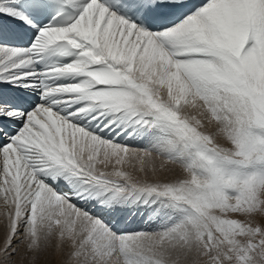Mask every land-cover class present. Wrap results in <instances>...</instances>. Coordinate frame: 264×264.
I'll return each instance as SVG.
<instances>
[{
	"label": "snow or ice",
	"instance_id": "snow-or-ice-1",
	"mask_svg": "<svg viewBox=\"0 0 264 264\" xmlns=\"http://www.w3.org/2000/svg\"><path fill=\"white\" fill-rule=\"evenodd\" d=\"M0 195V264H264V0H0Z\"/></svg>",
	"mask_w": 264,
	"mask_h": 264
},
{
	"label": "rangeland",
	"instance_id": "rangeland-1",
	"mask_svg": "<svg viewBox=\"0 0 264 264\" xmlns=\"http://www.w3.org/2000/svg\"><path fill=\"white\" fill-rule=\"evenodd\" d=\"M211 130V129H209ZM220 143L223 144V141H219ZM225 143V142H224ZM226 145V144H225ZM227 146V145H226ZM178 171V170H177ZM6 208L7 206L5 205L4 203V199H3V196L0 195V225L2 226L3 225V219H4V215H5V212H6Z\"/></svg>",
	"mask_w": 264,
	"mask_h": 264
},
{
	"label": "bare ground",
	"instance_id": "bare-ground-1",
	"mask_svg": "<svg viewBox=\"0 0 264 264\" xmlns=\"http://www.w3.org/2000/svg\"><path fill=\"white\" fill-rule=\"evenodd\" d=\"M223 144H226V142L224 143V141H223ZM226 146V145H225ZM179 171V170H178ZM4 220H5V215H4V219H3V222H4ZM0 229H2V226L0 225Z\"/></svg>",
	"mask_w": 264,
	"mask_h": 264
}]
</instances>
